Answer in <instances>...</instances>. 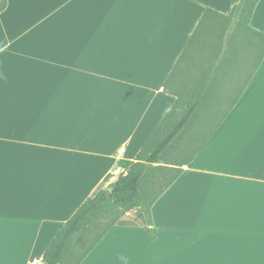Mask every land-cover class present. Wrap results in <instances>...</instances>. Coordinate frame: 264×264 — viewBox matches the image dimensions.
<instances>
[{
    "label": "crops",
    "instance_id": "obj_1",
    "mask_svg": "<svg viewBox=\"0 0 264 264\" xmlns=\"http://www.w3.org/2000/svg\"><path fill=\"white\" fill-rule=\"evenodd\" d=\"M238 2L6 0L0 264L43 262L61 226L115 181L120 160H135L174 105L165 83L205 10L228 15ZM250 28L264 34V0ZM254 33L250 56L235 61L238 43L227 56L224 44V67L207 78L225 108L152 206L156 237L135 208L80 264H264V55Z\"/></svg>",
    "mask_w": 264,
    "mask_h": 264
},
{
    "label": "trees",
    "instance_id": "obj_2",
    "mask_svg": "<svg viewBox=\"0 0 264 264\" xmlns=\"http://www.w3.org/2000/svg\"><path fill=\"white\" fill-rule=\"evenodd\" d=\"M258 2L239 0L228 15L212 9L205 10L165 83L164 90L176 97L174 105L143 144L135 160L118 162V166L126 173L88 198L61 226L43 254V264H80L107 232L135 208H140L144 213L150 237H156L151 217L152 206L181 175L183 166L188 165L203 149L215 131L214 125H211L200 140L193 143L205 127L195 124L190 127L193 120L206 122L209 119L203 109L210 100L207 90L209 82L204 78L201 91L193 96L184 95L177 86L180 73L189 66L199 38L207 30H213L218 22L237 33L255 32L257 57L260 49L261 55H264V34L250 28V20ZM5 7L6 0H0V12ZM221 58L216 66L219 72L224 67Z\"/></svg>",
    "mask_w": 264,
    "mask_h": 264
},
{
    "label": "rangeland",
    "instance_id": "obj_3",
    "mask_svg": "<svg viewBox=\"0 0 264 264\" xmlns=\"http://www.w3.org/2000/svg\"><path fill=\"white\" fill-rule=\"evenodd\" d=\"M213 28L214 29L211 31L207 30L199 38L189 66L185 67L183 72L180 73L177 86L184 95L193 96L197 94L203 89L201 81L204 78H208L209 76L213 77L217 69L216 66L218 64V59L222 56L224 44H226V54L228 55L230 51V42H236V44L238 43L236 46H239L238 48L240 52L237 54L235 53L233 57L235 61L239 56H250L249 39H252V35L246 31H241V33L234 32L229 26L223 25L222 22H218ZM246 72V67H244L242 69L241 75H245ZM218 96L219 95H215V93L210 95L209 103H207L203 108L204 111H206L204 113L209 116V119L206 122L201 120H193L190 127H192L194 124L200 125L202 127L205 126L201 130V135L197 136V139L194 140L193 143H197L203 133L209 130L211 125L213 126L216 123L218 117H220V114L224 110V102L216 104V102L220 101V97Z\"/></svg>",
    "mask_w": 264,
    "mask_h": 264
},
{
    "label": "built area",
    "instance_id": "obj_4",
    "mask_svg": "<svg viewBox=\"0 0 264 264\" xmlns=\"http://www.w3.org/2000/svg\"><path fill=\"white\" fill-rule=\"evenodd\" d=\"M124 152V149H121L119 151V154H122ZM126 171L124 169H122L121 167L117 166V168H115V170L113 171V173L111 174L112 179H116L119 175L121 174H125ZM31 264H43V262H41L38 259H33Z\"/></svg>",
    "mask_w": 264,
    "mask_h": 264
}]
</instances>
